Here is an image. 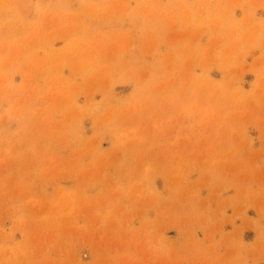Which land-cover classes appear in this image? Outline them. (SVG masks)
<instances>
[{
  "label": "rangeland",
  "instance_id": "obj_1",
  "mask_svg": "<svg viewBox=\"0 0 264 264\" xmlns=\"http://www.w3.org/2000/svg\"><path fill=\"white\" fill-rule=\"evenodd\" d=\"M0 264H264V0H0Z\"/></svg>",
  "mask_w": 264,
  "mask_h": 264
}]
</instances>
